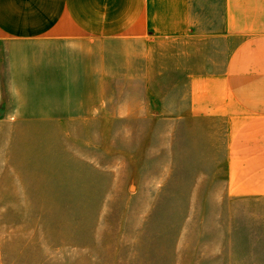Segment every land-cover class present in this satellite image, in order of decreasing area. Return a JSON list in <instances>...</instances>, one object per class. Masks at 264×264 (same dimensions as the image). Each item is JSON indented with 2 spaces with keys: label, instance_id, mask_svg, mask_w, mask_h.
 <instances>
[{
  "label": "crops",
  "instance_id": "0c3cea01",
  "mask_svg": "<svg viewBox=\"0 0 264 264\" xmlns=\"http://www.w3.org/2000/svg\"><path fill=\"white\" fill-rule=\"evenodd\" d=\"M0 82L124 120L129 153L205 169L264 237V0H0Z\"/></svg>",
  "mask_w": 264,
  "mask_h": 264
},
{
  "label": "rangeland",
  "instance_id": "374dc122",
  "mask_svg": "<svg viewBox=\"0 0 264 264\" xmlns=\"http://www.w3.org/2000/svg\"><path fill=\"white\" fill-rule=\"evenodd\" d=\"M62 107L45 82H0V264H264L252 204Z\"/></svg>",
  "mask_w": 264,
  "mask_h": 264
}]
</instances>
